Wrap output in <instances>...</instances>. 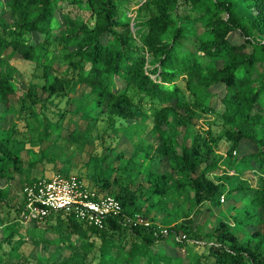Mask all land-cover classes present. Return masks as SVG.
Instances as JSON below:
<instances>
[{
    "label": "trees",
    "instance_id": "trees-1",
    "mask_svg": "<svg viewBox=\"0 0 264 264\" xmlns=\"http://www.w3.org/2000/svg\"><path fill=\"white\" fill-rule=\"evenodd\" d=\"M139 2L0 0L1 117L17 104L18 118L31 126L33 114L40 121L48 118L46 106L37 111L36 102L66 96L73 84H82L93 98L94 117L104 122L99 138L105 148L113 149L108 142L132 126L139 137L132 157L142 143L148 184L134 190L106 176L97 183V195H111L121 205L102 227L65 210L27 219L23 190L46 178L42 170L31 175L43 159L23 166L19 151L10 146L16 129H0V222L10 230L0 264H264V0ZM151 5L144 16L142 8ZM235 32L240 41L232 38ZM15 60L31 63L33 77L41 79H30L26 91L19 92L15 79L3 73ZM37 88L46 93L44 100ZM144 99L150 113L139 112ZM201 118L206 127L198 125ZM59 131L50 122L39 140ZM216 170L221 174L214 180ZM65 172L55 174H70ZM245 172L257 179H242ZM22 174V202L14 204L10 182ZM171 187L177 194L191 188L195 204L211 209L226 202L237 213L219 219L210 235L193 225L192 211L163 233L148 212L164 206ZM17 220H27L22 236ZM248 221L251 232L243 227ZM206 236L210 239L203 241ZM24 243L35 250L55 244L71 253L55 262L25 254ZM201 245L207 253L194 251Z\"/></svg>",
    "mask_w": 264,
    "mask_h": 264
},
{
    "label": "rangeland",
    "instance_id": "rangeland-1",
    "mask_svg": "<svg viewBox=\"0 0 264 264\" xmlns=\"http://www.w3.org/2000/svg\"><path fill=\"white\" fill-rule=\"evenodd\" d=\"M141 2L140 0L138 4ZM138 4L133 5V8H136ZM152 8V5L146 6V8L143 7V15L148 14ZM130 12L131 16L134 15V11ZM232 38L237 41L242 39L237 32L232 34ZM32 71L34 69L31 63L15 60L11 62L10 66L3 73H7L15 79L16 87L21 92L26 91L30 87V79L36 82L41 80L33 77ZM88 92L84 85L75 83L66 96H55L51 100H46L44 103H40V101L36 102L37 111L42 109V104L46 106L44 107V111L48 118L40 121L33 114L28 120L31 126L26 124V120L18 118L19 114L15 111L18 107L17 104H14L2 117L3 109L0 107V129L9 131L12 126L16 129V132L12 133L10 146L19 151L23 159V166H26L28 161L39 159L40 157L43 159V165L40 168L34 169L31 175L38 174L42 170L45 177H49L58 172L66 173V170L67 173L76 175L90 190H95L97 183H101V180L105 176L109 180L116 178L121 185H128L134 190L137 189L139 184L147 188L148 184L143 178L144 171L142 174L143 158L146 153L142 143L140 144L139 154L132 157L133 142L137 141L139 137L132 134V126L126 125L125 129L120 130L115 138H109L111 140L108 144L113 145V149L108 150L105 148L99 138V131L104 125V122L94 117L96 114V110L93 109L94 101L92 97L87 95ZM37 96L44 100L46 93L40 88H37ZM150 108L151 105L147 102V99H144L139 112L150 113ZM199 121L201 122L198 125L203 127L207 126L202 123L203 118ZM50 122H54L60 127L59 133H54L49 138H44L40 141L39 135H41L43 129ZM147 126L151 127L149 121L147 122ZM106 132L110 134L111 130L107 128ZM70 135L76 138L77 135L80 136L76 140H71ZM191 135L192 133L188 134V140ZM221 147H223L222 152H224L226 146L222 145ZM119 153H122V156L118 159L117 155ZM154 164H156V160H152V165ZM223 167L226 169V166ZM232 170L231 168L229 169L230 172H233ZM220 174L221 170H216L212 175L213 179L217 180ZM31 175L29 174V177ZM243 176H241L242 179H257L255 173L250 174L249 172H245ZM25 177L22 174L10 182L11 189L9 197L14 204H21L22 202L20 182ZM3 183L4 180H0V186ZM110 188L112 191H117L118 185L113 184ZM5 191H3L4 195ZM163 200L164 206L157 205V209H155L156 214L152 210L148 212L149 218L152 214L155 215L154 221L162 230L167 229V227L176 222H182L185 215L192 211L191 217L193 219V225L198 226L202 232L210 235L219 219L232 217L237 213V208L232 205H226V202H222L220 206L212 207L211 209H208L207 205L203 203L195 204L193 191L188 187L181 194H177L175 189L171 187L169 194ZM147 204L148 202H144L143 207L146 208ZM186 226L188 224L184 223V227ZM243 227L247 232H251L254 229V226L249 221L245 222ZM236 235L238 238L242 236L239 231H236ZM207 236L203 241L210 239ZM167 243L172 246L170 244L172 243V239L168 237ZM3 250H5V247ZM23 250L27 253L37 254L45 259L49 256L48 260H54L55 262H62L68 259L71 253L69 248L61 247L59 249L55 244L45 247L41 244L37 249L38 251L32 246L30 248L25 246ZM194 251L207 253V249L202 245L196 247ZM0 253L3 257H6V254H3L1 251ZM180 253L183 254L185 252L181 250ZM174 264L180 263L175 261Z\"/></svg>",
    "mask_w": 264,
    "mask_h": 264
},
{
    "label": "built area",
    "instance_id": "built-area-1",
    "mask_svg": "<svg viewBox=\"0 0 264 264\" xmlns=\"http://www.w3.org/2000/svg\"><path fill=\"white\" fill-rule=\"evenodd\" d=\"M145 1V0H142ZM25 207L22 217H44L57 210L72 211L88 224L102 227L108 216L121 212L119 201L111 195H97L74 174H54L41 179L23 190ZM224 196H220V201ZM138 220L143 221L138 215ZM147 223V222H145ZM166 233V229H161Z\"/></svg>",
    "mask_w": 264,
    "mask_h": 264
},
{
    "label": "crops",
    "instance_id": "crops-1",
    "mask_svg": "<svg viewBox=\"0 0 264 264\" xmlns=\"http://www.w3.org/2000/svg\"><path fill=\"white\" fill-rule=\"evenodd\" d=\"M24 219V218H23ZM18 222H19V224L17 225L19 228H20V231H19V233H20V235L22 236V235H24V228H22L21 226L23 225L24 226V224L25 223H27V220H22V221H20V220H17ZM8 226H6L5 225V223L4 224H2L1 222H0V251L3 253V252H6V251H8L9 250V245H10V240L8 241V240H6L5 239V237H6V233L7 232H9L10 230H9V228H7ZM25 246H27L28 248H30L31 247V245L29 244V243H24L23 245H22V249L25 247ZM5 247V250H3V248ZM24 251V250H23ZM24 253L25 254H28L26 251H24ZM1 254V253H0Z\"/></svg>",
    "mask_w": 264,
    "mask_h": 264
}]
</instances>
